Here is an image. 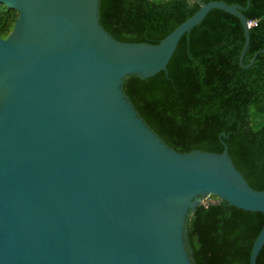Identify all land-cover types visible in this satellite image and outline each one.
<instances>
[{
  "label": "water",
  "instance_id": "1",
  "mask_svg": "<svg viewBox=\"0 0 264 264\" xmlns=\"http://www.w3.org/2000/svg\"><path fill=\"white\" fill-rule=\"evenodd\" d=\"M16 12L0 37V264H192L184 223L224 200L262 214L248 262L264 244V187L251 188L224 145L178 152L145 124L121 89L165 65L211 0L156 43L114 39L98 0H0ZM248 5V3H247ZM223 135V133H221ZM209 196L216 199L203 201Z\"/></svg>",
  "mask_w": 264,
  "mask_h": 264
},
{
  "label": "trees",
  "instance_id": "2",
  "mask_svg": "<svg viewBox=\"0 0 264 264\" xmlns=\"http://www.w3.org/2000/svg\"><path fill=\"white\" fill-rule=\"evenodd\" d=\"M208 1L98 0V22L114 39L156 43ZM220 1L242 6L244 17L256 22L248 28L245 65L264 47V0ZM15 17L14 10L0 4V35ZM243 42L240 20L210 9L180 37L164 71L144 79L127 75L121 89L167 146L178 152L220 153L225 145L236 170L251 188L260 190L264 187V50L250 66L240 67ZM262 221L261 213L224 200L200 203L184 223L183 240L192 264H249L250 247ZM255 263L264 264V244Z\"/></svg>",
  "mask_w": 264,
  "mask_h": 264
},
{
  "label": "built area",
  "instance_id": "3",
  "mask_svg": "<svg viewBox=\"0 0 264 264\" xmlns=\"http://www.w3.org/2000/svg\"><path fill=\"white\" fill-rule=\"evenodd\" d=\"M256 24L255 20H247L246 22V28H249L251 26H254Z\"/></svg>",
  "mask_w": 264,
  "mask_h": 264
},
{
  "label": "flooded vegetation",
  "instance_id": "4",
  "mask_svg": "<svg viewBox=\"0 0 264 264\" xmlns=\"http://www.w3.org/2000/svg\"><path fill=\"white\" fill-rule=\"evenodd\" d=\"M17 15V14H16ZM16 18V17H15ZM14 21V20H13ZM12 24H13V22H12ZM12 24H11V26H10V28L8 29V31L4 34V35H0V37H5L9 32H10V30H11V28H12Z\"/></svg>",
  "mask_w": 264,
  "mask_h": 264
},
{
  "label": "rangeland",
  "instance_id": "5",
  "mask_svg": "<svg viewBox=\"0 0 264 264\" xmlns=\"http://www.w3.org/2000/svg\"><path fill=\"white\" fill-rule=\"evenodd\" d=\"M213 198L211 196L205 198L203 201H208V200H212Z\"/></svg>",
  "mask_w": 264,
  "mask_h": 264
}]
</instances>
